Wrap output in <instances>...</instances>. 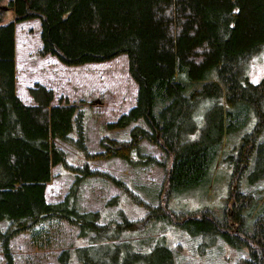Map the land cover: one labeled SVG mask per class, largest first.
<instances>
[{"label":"trees","instance_id":"trees-1","mask_svg":"<svg viewBox=\"0 0 264 264\" xmlns=\"http://www.w3.org/2000/svg\"><path fill=\"white\" fill-rule=\"evenodd\" d=\"M8 8L15 18L4 23L0 6V242L6 264H15L11 240L22 232L38 247L57 241L47 224L52 220L79 227L85 243L75 253L81 264H175L165 235L128 239L135 222L124 213L122 220L102 223L99 210L79 208L82 181L99 171L71 164L58 144H71L88 160L131 159L143 155V140L158 146L167 161L162 190L168 198L200 185L213 162L232 167L223 219L207 211L172 217L168 202L164 215L202 234L201 247L223 237L249 248L250 256L238 264H264V188L257 196L240 186L245 175L250 182L264 180V79L253 82L246 71L251 57L264 53V0H9ZM32 19L41 21V55L66 65L128 56L137 101L106 126L134 124L131 139L105 137L104 148L92 152L83 108L63 98L55 104L53 89L39 82L29 88L34 104L18 96L16 25ZM243 112L248 119L240 121ZM246 124L254 125L252 131L237 152L224 155L227 133ZM148 159L160 163L154 155ZM58 165L75 180L61 200L49 202L47 184ZM150 207L158 214L162 204ZM248 215L255 217L250 226ZM72 253L63 249L60 264H69Z\"/></svg>","mask_w":264,"mask_h":264},{"label":"rangeland","instance_id":"rangeland-1","mask_svg":"<svg viewBox=\"0 0 264 264\" xmlns=\"http://www.w3.org/2000/svg\"><path fill=\"white\" fill-rule=\"evenodd\" d=\"M9 0H3L4 23L15 18L8 8ZM41 21L32 19L16 25V90L25 104H34L29 88L36 82L53 89L54 103L60 98L68 99L85 110L87 145L92 152L101 151L105 137L118 140L131 139V128L110 129L107 122L116 121L129 111L137 101L138 85L129 72V60L122 54L113 60L69 66L56 56L41 55ZM246 71L253 82L264 79V53L255 54L246 63ZM212 72H217L213 70ZM251 115V113H249ZM243 112L239 120H247ZM254 116V114H253ZM255 118V116H254ZM256 122L254 119L253 123ZM253 124L239 126L227 133L224 155L235 153L244 135L252 131ZM67 152L68 159L75 166L88 164L91 170H98L85 178L80 187L78 206L81 210H99L102 223L122 220L124 213L135 222L126 233L128 239L145 241L151 237L165 235L172 248L175 264H238L250 256L248 247H236L219 237L215 244L201 247L202 234L193 235L187 229L171 221L178 214H195L207 211L218 219L227 213L225 199L229 194L232 167L224 160L213 162L203 182L193 188L175 191L168 198L162 190L166 174V159L162 150L146 140L141 142L142 154L131 159L112 157L107 160H88L71 144L58 141ZM154 155L160 163L148 161ZM143 161H148L143 163ZM75 174L64 166L53 168L52 180L47 184L46 196L49 202L61 200L73 181ZM241 189L260 195L264 180L250 182L245 175L240 182ZM170 214L164 215L166 203ZM162 204V207H161ZM150 206L161 207L158 214H151ZM255 217L247 216L248 225ZM6 221L2 222L6 225ZM57 241L38 247L31 240L29 232H22L11 240L15 264H60L59 255L65 248H72L69 264H81L75 248L85 240L78 237L79 227L64 220L47 222ZM236 226V225H235ZM0 264H6L0 242Z\"/></svg>","mask_w":264,"mask_h":264}]
</instances>
